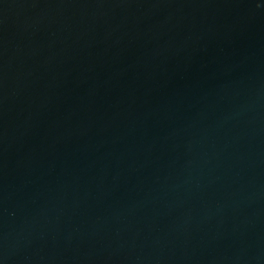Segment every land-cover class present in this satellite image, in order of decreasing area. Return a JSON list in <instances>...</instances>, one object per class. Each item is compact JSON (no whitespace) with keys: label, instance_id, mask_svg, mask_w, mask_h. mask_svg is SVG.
<instances>
[{"label":"water","instance_id":"obj_1","mask_svg":"<svg viewBox=\"0 0 264 264\" xmlns=\"http://www.w3.org/2000/svg\"><path fill=\"white\" fill-rule=\"evenodd\" d=\"M0 264H264V0H0Z\"/></svg>","mask_w":264,"mask_h":264}]
</instances>
